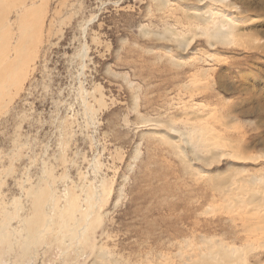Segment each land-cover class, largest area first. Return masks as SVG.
Here are the masks:
<instances>
[{
    "label": "rangeland",
    "instance_id": "obj_1",
    "mask_svg": "<svg viewBox=\"0 0 264 264\" xmlns=\"http://www.w3.org/2000/svg\"><path fill=\"white\" fill-rule=\"evenodd\" d=\"M165 1L0 0L1 18L14 22L26 4L22 23H31L32 58L14 52L15 25L10 53L1 54L0 74L16 57L28 64L26 78L0 100L7 104L0 112V222L21 237L20 220L35 214L30 191L51 192L41 226L51 238L32 264H79L84 246L74 224L81 218L88 222L82 241L96 236L88 247L109 237L111 246L128 249L135 239L128 228L161 203L178 212L192 203L199 230L222 233L229 224L218 178L264 192V0ZM188 10L210 11L255 36L212 46L207 26L190 21ZM179 38L190 47H179ZM194 113L213 132L205 140L215 136L202 154L208 164L181 135ZM71 201L77 206L69 209ZM168 219L175 222V214ZM14 261L0 257V264Z\"/></svg>",
    "mask_w": 264,
    "mask_h": 264
},
{
    "label": "bare ground",
    "instance_id": "obj_2",
    "mask_svg": "<svg viewBox=\"0 0 264 264\" xmlns=\"http://www.w3.org/2000/svg\"><path fill=\"white\" fill-rule=\"evenodd\" d=\"M159 2L162 5L166 4L165 0H159ZM28 10L29 7L26 4L19 7L16 10V19L12 23L11 20L9 22V19L0 17V62L3 49L5 55L10 53V47H6V45L10 39V30L15 26L14 29L19 32V37L13 47L14 52L23 54L27 62L32 58L27 46L31 23H22ZM187 17L190 21L202 22L207 26V31L203 34L209 36L212 46L216 44L228 45L231 36L234 35L241 38L247 34L255 36L253 32L238 33L239 26L229 24L230 22L226 19L217 22L216 17L210 11L188 10ZM260 18L264 23V17ZM226 23L229 26L225 28ZM244 23H248V21H244ZM179 40V47L180 45L184 49L190 47L191 41L182 38ZM261 48L260 51L264 52V47L259 49ZM26 65H21L18 57L6 61L0 74V82L5 95L0 91V100H3L4 96L11 97L12 89L18 86L16 83L26 78ZM6 105L0 104V112L5 109ZM203 117L204 115L194 113L195 123H189L185 134L181 135L186 139L190 150L195 152L196 159L205 160L208 164V160L202 154L207 153L214 145L215 136L213 139L210 137L205 140L213 132L209 126L201 122ZM209 140L213 141L209 142ZM252 180L246 181V184L253 183ZM260 181L264 186V179ZM214 189L226 201L225 214L229 225L223 228L222 233L199 230V216L194 215L192 203L188 204L187 212H178L177 205L161 203L149 207L144 217H141L134 227L128 228V232L125 233L127 238L135 236L132 246L128 249H121L119 244L111 246L109 237H106L103 242L93 243L88 247L89 241L96 236L91 237L86 234L82 241L81 232L88 231V222L86 220L85 223V220L81 218L74 224L77 232L76 239L80 245L84 246L79 264H264V192L255 188L249 190L246 186H237L236 181L224 178L215 180ZM241 193H244L245 197H242ZM30 195L35 201V214L30 217V213L27 211L23 219L20 220L21 229L24 232L21 237L16 235L14 229L6 230L7 224L0 222V245L7 244L11 249L0 248V257L14 255L13 264H21V262L32 264L42 253L41 248L44 246V242L51 238L48 228L41 229L44 223L43 202L50 197L51 192L48 196L47 191L31 190ZM73 204L71 201L69 209ZM73 206H77V202ZM171 213L175 214V222L168 219V215ZM192 216L195 220L190 223ZM63 252L62 260L64 261V255L68 251ZM28 254V259L24 261L23 257Z\"/></svg>",
    "mask_w": 264,
    "mask_h": 264
}]
</instances>
